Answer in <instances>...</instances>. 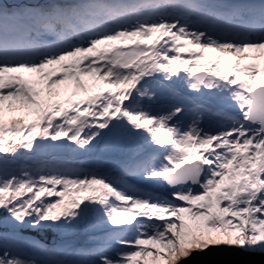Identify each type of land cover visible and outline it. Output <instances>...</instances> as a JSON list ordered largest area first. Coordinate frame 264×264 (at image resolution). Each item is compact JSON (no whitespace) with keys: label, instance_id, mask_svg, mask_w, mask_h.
I'll list each match as a JSON object with an SVG mask.
<instances>
[{"label":"snow or ice","instance_id":"1","mask_svg":"<svg viewBox=\"0 0 264 264\" xmlns=\"http://www.w3.org/2000/svg\"><path fill=\"white\" fill-rule=\"evenodd\" d=\"M0 157V264H264V0H0Z\"/></svg>","mask_w":264,"mask_h":264},{"label":"trees","instance_id":"2","mask_svg":"<svg viewBox=\"0 0 264 264\" xmlns=\"http://www.w3.org/2000/svg\"><path fill=\"white\" fill-rule=\"evenodd\" d=\"M103 141H106V139L102 140L98 145L97 147L93 150V152L89 153V154H86L87 156H92V158L94 159V161H98L97 159V155H101V156H105V158L102 160V161H111V162H120V161H123L124 159L128 158L130 155H132V153L134 152L135 149H129L127 150V153H126V150H123V146L122 145H119V150H115V151H111V153L108 155V154H103L104 151L107 152V150L105 149V147H101V145H103ZM114 153H117L116 155H118V153H121V155H119L118 157H113ZM126 153V155H125ZM80 155H73L71 153H61V154H58L57 156L53 157L52 155L50 154H41L39 158L43 159V160H52V159H58V157H62V158H65L67 160H76L79 158ZM93 161V162H94ZM86 164V163H84ZM90 164V163H88ZM87 164V165H88ZM89 224L92 223V220H89L88 221ZM99 231H97L96 233H98ZM95 233V234H96ZM89 235V231L87 230V225L83 226V227H80V229L78 230V232L76 233V235L73 237L74 240L78 241V238L81 236V235Z\"/></svg>","mask_w":264,"mask_h":264},{"label":"rangeland","instance_id":"3","mask_svg":"<svg viewBox=\"0 0 264 264\" xmlns=\"http://www.w3.org/2000/svg\"><path fill=\"white\" fill-rule=\"evenodd\" d=\"M152 87L153 88H158V85L153 84ZM189 95H194V94L189 93ZM167 102H168L167 98H163L160 101V103H164V104H166ZM144 103H147V101H144ZM234 114H236V113H234ZM105 139H106V141H103L104 144L101 145L102 148L105 147V149L107 150V152L104 151V153H103L104 155L105 154H108L109 155L111 153V151L119 150V145L114 142V140H113L112 137H106ZM122 146H123V150H126V153H127V150H129V149H135L137 147L136 144L122 145ZM126 153H125V155H126ZM116 154L117 153H114L113 154L114 155L113 157H118L119 155H121V153H118V155H116ZM96 157H97L98 161H102L105 158V156H101L100 154L97 155ZM121 157H122V155H121ZM2 159L3 158L0 157V160H2ZM39 159H41V158H39ZM58 159L59 160H67V159L62 158V157H58ZM75 161L81 162V163H86L85 165H87L88 163H92L94 161V159L90 155L89 156L83 155V156H79V158L76 159ZM89 220H91V218H89ZM83 226H85V225H82L81 227H83ZM25 234L26 235H29L28 233H25ZM96 234H100V232H98ZM88 236L89 235H87V234L81 235L78 238V241L77 242L79 244H81V245H87L88 247H91L92 244L91 243H88ZM81 238H82V240H81Z\"/></svg>","mask_w":264,"mask_h":264},{"label":"water","instance_id":"4","mask_svg":"<svg viewBox=\"0 0 264 264\" xmlns=\"http://www.w3.org/2000/svg\"><path fill=\"white\" fill-rule=\"evenodd\" d=\"M29 235L39 236L35 232H29ZM52 239V234L49 233L48 238L45 242H50ZM234 250L229 249H211L204 253H195L189 260L185 261V264H225V262L234 259L232 255ZM250 259L259 261L260 257L255 256Z\"/></svg>","mask_w":264,"mask_h":264},{"label":"bare ground","instance_id":"5","mask_svg":"<svg viewBox=\"0 0 264 264\" xmlns=\"http://www.w3.org/2000/svg\"><path fill=\"white\" fill-rule=\"evenodd\" d=\"M81 240H82V238H81Z\"/></svg>","mask_w":264,"mask_h":264}]
</instances>
